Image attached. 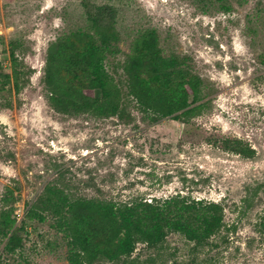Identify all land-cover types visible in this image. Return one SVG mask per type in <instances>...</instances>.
Masks as SVG:
<instances>
[{
    "label": "rangeland",
    "instance_id": "374dc122",
    "mask_svg": "<svg viewBox=\"0 0 264 264\" xmlns=\"http://www.w3.org/2000/svg\"><path fill=\"white\" fill-rule=\"evenodd\" d=\"M85 4L116 9L118 53L105 66L121 87L137 35L155 29L163 56L187 58L202 79V112L186 124L156 122L132 98L128 123L55 112L42 83L47 49L91 30ZM12 42L32 75L20 94L0 91V212L13 210L23 245L8 254L0 235V264H70L69 240L55 219H25L27 203L48 183L67 184L74 198L128 203L181 195L224 206V226L207 245L195 249L171 233L159 249L139 245L134 262L114 264H264V0H0L6 73ZM7 100L13 108L3 106ZM223 138L244 140L255 158L221 149ZM8 190L13 198L4 205Z\"/></svg>",
    "mask_w": 264,
    "mask_h": 264
},
{
    "label": "trees",
    "instance_id": "16d2710c",
    "mask_svg": "<svg viewBox=\"0 0 264 264\" xmlns=\"http://www.w3.org/2000/svg\"><path fill=\"white\" fill-rule=\"evenodd\" d=\"M84 7L91 30L61 36L47 49L42 83L55 112L117 117L128 123L130 98L156 122L172 117L186 124L202 112V79L189 70L187 58L163 56L155 29L137 35L124 65L125 87H121L105 66L108 56L118 53L116 9L101 6L93 10L87 4ZM10 45L11 72L6 73L0 63V91L20 94L30 84L32 70L20 61L18 44ZM3 106L13 108L9 100ZM217 144L245 159L256 156V150L241 139L223 138ZM68 187L57 183L45 185L36 201L27 203L25 219L41 223L49 217L55 219L57 229L69 240L70 264L132 263L139 245L143 246L142 251H155L171 233L182 235L196 249L207 245L224 226L225 208L219 202L177 195L151 202L117 203L74 198ZM2 198L6 205L13 193L8 190ZM12 215V209L0 212V235L7 239L4 250L8 254H14L23 245L19 236L23 228L16 226Z\"/></svg>",
    "mask_w": 264,
    "mask_h": 264
}]
</instances>
